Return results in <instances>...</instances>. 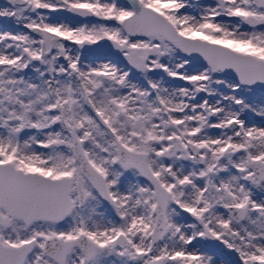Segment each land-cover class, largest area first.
I'll list each match as a JSON object with an SVG mask.
<instances>
[{"label":"snow or ice","instance_id":"obj_1","mask_svg":"<svg viewBox=\"0 0 264 264\" xmlns=\"http://www.w3.org/2000/svg\"><path fill=\"white\" fill-rule=\"evenodd\" d=\"M0 19V264H264V0Z\"/></svg>","mask_w":264,"mask_h":264},{"label":"rangeland","instance_id":"obj_2","mask_svg":"<svg viewBox=\"0 0 264 264\" xmlns=\"http://www.w3.org/2000/svg\"><path fill=\"white\" fill-rule=\"evenodd\" d=\"M1 2H2V0H0V7H2V6H4V4L3 5H1ZM176 83H182V82H176ZM256 119H260L259 117H255V120ZM259 192L257 191V194H258ZM226 259H231V257H227Z\"/></svg>","mask_w":264,"mask_h":264}]
</instances>
